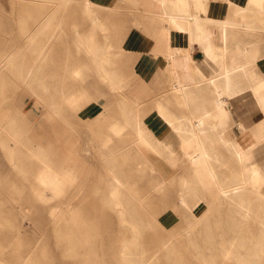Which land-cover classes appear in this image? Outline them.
I'll return each instance as SVG.
<instances>
[{
	"label": "rangeland",
	"instance_id": "1",
	"mask_svg": "<svg viewBox=\"0 0 264 264\" xmlns=\"http://www.w3.org/2000/svg\"><path fill=\"white\" fill-rule=\"evenodd\" d=\"M92 1L96 4L94 9L100 10L105 20H102L104 28H97V36L103 38L109 30L107 38L115 42L112 54L114 65L123 78L120 90L112 88L97 75L86 61L82 47L74 43L71 27L74 23L84 22L85 25L80 23L81 27L84 30L90 28L81 0H0V55L5 53L4 50L15 51L12 52L13 58H17H12L14 63L22 60L23 66H27L38 62L40 72L46 81L53 83L52 86H59V81L66 84L63 85L66 93L55 92L52 97L46 92L37 95L18 76H15L14 82L8 80L9 77L14 79V75L7 68L9 77L4 81L7 98L0 95V109L9 108L6 110L10 112V117L21 128L22 141L31 148L35 147L33 151H38V147H32L33 141L52 142L50 150L59 151L58 158L69 166L67 174L71 176V180L61 178L60 187L53 190H59L60 195H51V189L38 181L39 170L48 171L47 168L36 157H28L21 146L24 153L21 159L31 163L25 172H20L18 165L13 163L15 158L11 160L3 146L0 135V264H119L118 250L122 241L131 237V229L127 223L119 222L115 208L104 203L111 169L117 171L132 192L130 208L133 215L136 212L139 216L137 248L148 255L162 238L173 237L171 252L161 251V255L159 252L153 261L155 264H241L236 260L235 253L225 249L230 246L228 242L235 234L244 240L254 236L259 225L255 214L251 212L242 217L232 210L234 206L226 199L205 191L197 198L202 203L198 207L202 211L200 215L210 209L205 214L210 216V235L207 236L204 222L197 220L193 213L186 212L180 201L182 193L188 194L191 204L196 200L180 180V177L190 175V169L184 166L183 173L166 176L160 164L164 151L154 154L152 150L136 145V133L130 124L120 135H116L109 125L112 120L123 122L118 102L125 97L133 107L136 104L133 98L137 101L136 106L140 108H135L148 128L149 112L155 108L157 99L163 100V94L170 91L169 86L164 90L163 85L150 84L154 82L153 77L168 75L167 67H145L152 64L145 62V51L154 40L155 27L161 25L162 20L150 16L139 0ZM49 12L53 14L51 19ZM45 17L49 20L41 29L44 30H38L30 43L24 41L18 26L20 18H27L32 25ZM44 38L45 41L40 42ZM73 63L84 65L78 83L71 82ZM123 66L126 69L124 72ZM71 86L75 87L73 95L84 91L76 105H70L67 100V91ZM46 102L49 105L54 103L56 110L50 111ZM4 111L1 109L0 113ZM4 115V119L0 118L6 123L9 115ZM6 124L9 126V122ZM106 133L110 136L107 145L103 142ZM110 150L115 158L110 157ZM244 196L246 200L253 201L254 208H264L261 195L248 189L244 191ZM52 207L58 210L52 213ZM231 220L237 224L233 228L230 227ZM257 256L260 258L257 264H264V252ZM19 257L24 258L22 263Z\"/></svg>",
	"mask_w": 264,
	"mask_h": 264
},
{
	"label": "crops",
	"instance_id": "2",
	"mask_svg": "<svg viewBox=\"0 0 264 264\" xmlns=\"http://www.w3.org/2000/svg\"><path fill=\"white\" fill-rule=\"evenodd\" d=\"M183 1L178 26L169 19L167 0H139L162 20L145 51L152 64L145 67L169 72L150 82L170 87L161 98L165 115L155 105L147 119L152 137L164 145L163 172L172 177L190 169L188 147L198 164L214 166L223 181L255 168L264 176V0ZM183 116L203 121L186 147L178 129Z\"/></svg>",
	"mask_w": 264,
	"mask_h": 264
},
{
	"label": "bare ground",
	"instance_id": "3",
	"mask_svg": "<svg viewBox=\"0 0 264 264\" xmlns=\"http://www.w3.org/2000/svg\"><path fill=\"white\" fill-rule=\"evenodd\" d=\"M81 1H82V9L87 15L86 18L87 19L89 18V20H90V26H88V24H87V26L90 28L84 30L83 29L84 27H81V25H80L81 22H79V24L73 22L74 24L71 27H72V36H73L74 43L77 47H82L84 55L87 58L86 61H88L90 66L97 72V75L101 79H104L105 81H107V83L112 88L119 89L123 85V78H122V75L120 74L121 72L117 71V68H116L117 66L114 65V56L112 54V47H113V44L115 42H114V40H112V41L108 40V38H107L108 35L106 33L109 30L106 33L104 32L105 34L100 32L101 35L102 34L104 35L103 38H100L97 36V34H99L96 31V30H98L97 28H104L103 27V23H104L103 21H105V20L102 19V17H104V16L101 14V12L99 13L100 10L98 11V9L97 10L94 9V6H96V4L92 0H81ZM159 1L161 3L164 2V0H159ZM167 1H168V7L171 8V10H172L171 12L168 13L169 19H170V21H174L179 26V21L175 20V18H176L175 16H178V14H180V12H184V13L186 12L184 1L183 0H167ZM161 9H162V11L160 13H161V15H163L164 10H163V8H161ZM49 13L51 14L52 12H49ZM50 14L48 15L49 18H50V16L53 15V14H51V15ZM47 17H45L44 19L41 18L42 19L41 21L38 20L36 22H33L32 25L28 23L27 18L26 19L20 18L18 26H19V30H20L21 36L23 37L24 41H26L27 43L28 42L30 43L33 40L35 34H37L38 30H40V31L44 30V29L43 30H41V29L43 28L44 25H46L47 21L49 20ZM58 18H60V17H58ZM54 19L55 18H53V20ZM29 20L32 21L31 19H29ZM76 21H78V20H76ZM57 22L59 23V21H57ZM52 23H54V22H52ZM60 24H62V22ZM83 24H84V22H83ZM106 24H105V26H106ZM54 25H59V24L54 23ZM71 27H69V28H71ZM53 31L55 32V30H53ZM114 31H115V29H114ZM47 32L49 33L48 29H47ZM52 32H51V34H52ZM59 32H60V30H59ZM96 32H97V34H96ZM44 33H46V32H44ZM116 33H118V32H116ZM42 37H43V35H42ZM47 37H48V35H47ZM57 39L59 40V38H57ZM47 40H46V43H49ZM49 40H50V38H49ZM44 41H45V38H44V40H42L40 42H44ZM119 41H120V39H119ZM44 45H45V43H44ZM119 45H118V48L120 47ZM71 46H72V43H71ZM51 47H52V45H51ZM42 49H43V47H42ZM47 49H48V46H47ZM3 50H4V47H3ZM0 51H2V50H0ZM3 52H5V53L0 55V95L1 96H4L7 92V90L4 87V81L6 79H8V77H9L8 76L9 72H7V70H6L7 68L10 70L11 74L14 75V79H13V77L12 78L9 77L10 79H8V80L14 82L15 78H16L15 76H18L21 80H24L28 83V85L30 86V88L34 94L40 95L42 92H46L49 94L50 97H52L55 92L66 93L65 90L63 89V85L64 86L66 85L64 82L59 81V84H58L59 86L56 87L57 84L54 83L55 85L52 86L51 85V84H53L52 82L46 81V79L44 78V75L41 73L42 71L40 72L41 69H39V65H37L38 62L37 63L32 62L30 65L23 66L25 64L21 63L22 60L21 61L19 60L20 61L19 63L18 62L14 63V60H16L17 58H13L14 55H12V54H14V53H12V52H15V51L4 50ZM38 57H39V55H37V58ZM122 57H123V55H122ZM12 58L14 59L13 61H12ZM75 58H76V56H75ZM128 59H129V57H128ZM76 60H74L73 62L75 63ZM124 60H126V59L124 58ZM74 63L70 69L71 70L70 71L71 82L78 83L80 81V80H78V76L81 74L84 65H76V64L74 65ZM121 63H123V61ZM121 63H120V65H121ZM71 64H72V62H71ZM79 64H80V62H79ZM86 67L88 68V65H86ZM118 69H119V67H118ZM124 70H126L125 67L123 69V72H124ZM127 74H129V73H127ZM127 74L124 73V75H127ZM129 76H132V75H129ZM18 77H17V79H18ZM20 79H19V81H20ZM129 80H130V78H129ZM75 87H78V86H76V84H75ZM179 87L177 85L174 87V90L178 94H179ZM71 88H72V90L74 89L72 86H71ZM71 88L68 89V91H67V94L69 95L67 97V100H68L70 105L71 104L76 105L78 100H80V98H81L80 96H83L84 91L81 90L82 92L74 93V95H73L72 93L75 92V89L73 91H71ZM5 97L7 98V95H5L4 98ZM58 99H59V97H58ZM60 99H61V96H60ZM126 99H125V97H122L120 99V102H118L119 108H120V111L122 114L121 118H122L123 122H117V120L110 121L109 125H110L111 130L116 135H120L123 132L125 126L127 124H130L133 128V131L136 133V138H135L136 145L141 146L143 148H146L148 150L156 151V152L157 151H163V148H164L163 142L152 137V135H151L152 133L145 126L144 120L142 119L141 114L136 110L135 106L137 104V101L133 98V101L136 102V104L134 103L135 106L133 107L132 104H129V100L127 102ZM39 100L43 101L41 99H39ZM130 100H132V99H130ZM1 101L2 100L0 99V105H1ZM5 101H6V99H5ZM60 101L63 103L62 100H60ZM60 101H58V102H60ZM53 102H54V100H53ZM56 102H57V100H56ZM38 103H40V102H38ZM46 103H48V102H46ZM64 103H66V102H64ZM53 104L49 105V103H48L50 111L56 110V107ZM155 105H156L157 109L160 111L161 115H165V112H164L165 103H164V101L163 100H157L155 102ZM81 106H83V105H81ZM59 107L60 106H58V109H59ZM1 109L4 111V110L9 109V108L6 107V109H4V107H1ZM174 109H177V108L174 107ZM4 112L2 114L0 113V115H1L0 117L3 118L5 116L4 114L9 115L8 116L9 119H7V121H6V123L9 122V126H7V124L4 122V120L2 121V119L0 118V135L2 136L3 146L6 148V151L9 155V157L11 158V160L15 158L13 163H16L18 165V170L20 172L26 171L25 168L31 162L30 161H24L21 159V157H23L22 154H24L23 151L21 150V148L23 147L27 151L28 154H26V155L28 157H31V156L36 157L38 162L40 164L44 165L48 170V171L39 170L38 181L40 182V184H42L44 187L50 188L51 189V195H60L59 190H57V191H53V190L58 189L60 187V179L61 178H63V180H65V179L71 180V176L67 174L68 171H70L69 166L67 164L64 165L65 161H63L61 158H58L59 153L57 151L55 152V151L50 150V149H52L51 148L52 142H50L49 140L48 141L45 140L46 142H44V144L40 143V140L31 142L34 144L32 147H34V146L38 147V151L37 150L33 151L35 147L31 148V146L29 147L26 145V142L22 141L23 138H22V133H21V128L19 126V123H17L16 121H14L13 118L10 117V112L8 110H6L5 113ZM177 112H178V109H177ZM54 116H55V114H54ZM56 116H58V115H56ZM167 119L172 121V119L169 117H167ZM62 120H64V119H62ZM196 120H197V122H196ZM196 120H195V118L194 119L189 118L188 116H183V118H179L180 123L178 125V129H179V131H181V129H183L185 147L188 146V144L186 143V140L189 142L190 139L195 138L196 130H197L196 129L197 124L203 123V121L200 117H197ZM22 127H24V126H22ZM124 133H123V135H124ZM106 134H105L106 135L105 137L103 136L104 137L103 142L105 145H107L109 140H110V136L108 135V133H106ZM23 137H26V136H23ZM123 139H124V137H123ZM28 144H29V142H28ZM115 145H117V144H115ZM187 150L191 156L190 162L192 164L190 166V175L187 177H185V176L180 177V180L183 183H185L186 189L191 192L190 194H192V196H194L196 198V200H194V202L191 204L188 194L182 193L180 196V201H181L182 205L185 207L184 208L185 211L193 213L197 220H201L202 222H204L203 228H204L207 236L210 235V231H209L210 216H205V214H206V212L210 211V209L204 210L203 213L200 215V212H202V211L198 207L202 203L200 202L201 199L197 198V197H199V194L205 193V191H209L211 193H214L215 195L219 196L220 199H226L228 201V203H230L232 206H234V208L232 210L234 212L236 211V212L240 213V215L242 217H244L248 214H251V212L254 213L256 220L259 222L258 231L256 233H254V236L250 235V238L245 239V240L242 238H237L239 236V234H235L233 236V239L228 242V244L230 246H227V248L225 250L227 252L235 253L236 254L235 255L236 260H238L241 264H257V260L260 259L257 255L261 251L264 252V208H262V209L254 208L252 205L253 201L252 200H246V198L244 196V191L250 189L255 194L261 195L264 198V176H262L259 173V170L255 168V169H251L248 173H245V171L242 170L241 175L238 176V178L232 182L223 181L219 178L217 171L215 170L214 166L198 164L197 162L199 159L196 158L194 153H193L195 150L188 148V147H187ZM128 153H129V151H128ZM109 154H110L111 158H115V155L112 154V150H110ZM198 155H200V154H198ZM171 156H172V152L169 151L168 157H171ZM16 159L19 161H16ZM119 170H120V168H119ZM120 174H121V172H120ZM108 175H110L109 176L110 182H109V187H108L109 190H108V193L106 195L107 198L105 199L104 203L106 202L108 205L115 208L119 222L120 223H127V226L131 229L130 230L131 231V234H130L131 237L128 239H124L121 243L119 250H118V252L120 253V256L118 257V260H120L119 264H153V263L155 264V262H153V261L157 258L159 252H160V255H161V251L167 252V253L171 252V245L173 243L172 242L173 237L169 236L167 238H162V240L159 241L160 242L159 245L156 246L155 249H154L155 245L153 246V250L151 249L152 251L150 252V254H148V255L143 254L144 250H140L137 248V245L139 243V241H138V236H139V220H138V218H139V216H138V214H136V212L133 215L132 209L130 208L132 192H130L128 190L129 185H127V183L124 181V179L114 169L109 170ZM62 182H64V181H62ZM158 186H159V184H158ZM41 195L44 196L46 194L41 193ZM135 196H136V194H135ZM56 210H58V208H55V207L51 208L52 213H55ZM231 221L232 222L230 224V227L233 228L237 224L233 223V220H231ZM160 238H161V236H160ZM23 260H24V258L19 257L20 263H22Z\"/></svg>",
	"mask_w": 264,
	"mask_h": 264
}]
</instances>
